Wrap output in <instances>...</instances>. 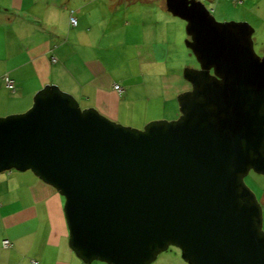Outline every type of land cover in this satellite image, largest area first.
Wrapping results in <instances>:
<instances>
[{"label":"water","instance_id":"95a60500","mask_svg":"<svg viewBox=\"0 0 264 264\" xmlns=\"http://www.w3.org/2000/svg\"><path fill=\"white\" fill-rule=\"evenodd\" d=\"M186 22L199 66L179 116L124 126L56 84L0 117V172L31 170L64 196L83 260L149 264L173 244L189 264H264V56L247 21L219 22L201 0H165Z\"/></svg>","mask_w":264,"mask_h":264},{"label":"crops","instance_id":"0c3cea01","mask_svg":"<svg viewBox=\"0 0 264 264\" xmlns=\"http://www.w3.org/2000/svg\"><path fill=\"white\" fill-rule=\"evenodd\" d=\"M233 1L248 11L244 18L264 21V0ZM175 19L165 0H0V117L26 111L46 84L72 94L81 108L135 128L156 118L160 104L171 102L178 117L172 101L191 83L183 76L186 61L176 64L183 52L170 47ZM257 184L264 223V181ZM63 202L31 170L0 172V264H109L85 261L70 247ZM166 251L159 264H189L178 249Z\"/></svg>","mask_w":264,"mask_h":264},{"label":"rangeland","instance_id":"374dc122","mask_svg":"<svg viewBox=\"0 0 264 264\" xmlns=\"http://www.w3.org/2000/svg\"><path fill=\"white\" fill-rule=\"evenodd\" d=\"M201 1L211 11L214 18L219 22L247 21L254 29V31L252 33L254 51L257 55H259L261 57L264 56V21H262L261 18H255V17H259L258 15L252 16L249 14H245V16L247 18H244L243 17L244 12H248V11L245 10L244 8H240L241 11H239L238 8H236L237 5L233 0H226V1L219 2V4L217 6H215L213 0H201ZM225 4H228V5H225ZM175 20H176L177 24H176V27H174V29H175V32L173 34L174 39L171 40L170 47L175 48V50H174L175 53L177 52L178 49H180V51L183 52V54L177 53L179 60L176 59L177 60L176 64L177 63L180 64L181 61H184V62L186 61L185 62L186 67L185 68H187V67L197 68L199 66V63H198L196 57L192 54L191 50L186 46V39L188 38V35L186 34V22L184 20L178 18V17H176ZM169 30H171V32H173L172 28H170ZM170 64H172V63H170ZM2 79H3V77H2ZM178 95L179 94L176 95V97H175V99H173L172 103L174 102V104L177 105V109L179 110ZM170 103H167L165 108H163L161 104L159 106H155V108H153V117H156V118H153V120H150V121L174 120L176 117V113H175V109L170 108V106H169ZM149 116H151V115H149ZM118 123H120L124 126L134 127V126L123 124L121 122H118ZM243 179H244L245 183L247 184V186L255 193V195L257 197L260 194V190L258 189L257 183L263 182L264 176L250 170L244 176ZM63 198H64V196H63ZM64 201H65V198H64ZM261 208H262V205H261ZM263 230H264V223H263ZM167 249H169L170 252H172V250L178 249V253L181 255L180 248L173 245V244H170ZM167 249L162 250L161 251L162 253L157 258L152 260L151 263H149V264H159V262L162 260V258L167 254V251H166ZM181 257H182V255H181Z\"/></svg>","mask_w":264,"mask_h":264},{"label":"built area","instance_id":"2783aa9c","mask_svg":"<svg viewBox=\"0 0 264 264\" xmlns=\"http://www.w3.org/2000/svg\"><path fill=\"white\" fill-rule=\"evenodd\" d=\"M70 23H71L72 25H76L77 20H76V17H75V16L72 15V16L70 17ZM3 82H4L5 86H6L9 90H11V91H14V90H15V88H16L15 81H14V79L11 78L9 75H7V74L3 75ZM114 88H115L117 91H122V90H123V88H122L119 84H115V85H114ZM2 244H3V246H5V247L11 245V244H10V241H9L8 239H4V240L2 241Z\"/></svg>","mask_w":264,"mask_h":264}]
</instances>
